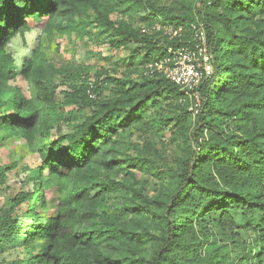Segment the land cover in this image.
<instances>
[{
  "label": "trees",
  "instance_id": "16d2710c",
  "mask_svg": "<svg viewBox=\"0 0 264 264\" xmlns=\"http://www.w3.org/2000/svg\"><path fill=\"white\" fill-rule=\"evenodd\" d=\"M68 1L3 0L0 45L10 35L9 30L25 26L27 17L57 18ZM96 13L97 21L118 34L110 39L111 46H123L137 37L142 65L149 55L162 54L156 34L115 27L106 12ZM197 13L164 18L156 15L149 23L160 20L178 25L188 24L196 17L202 20L211 54V72L198 88L201 106L191 133L198 154L192 153L182 162L178 186L157 215L155 248L142 261L143 264H264V0H200ZM37 69L36 57L21 71L9 58L0 57V130L25 138L41 159V165L28 180L39 182L40 187L42 182L50 185L58 195L44 221L38 214V206L46 205L38 191H19L6 197L0 205V237L15 243L22 234L41 240L37 253L18 257L10 264H102L103 259L93 254V243L101 233L118 234L113 221L104 214L90 226L80 228L77 223L83 216L97 217L94 206L115 190V184L107 178L92 181L87 173L95 160L103 156L117 127L129 126L137 120L146 103L159 93L175 92L177 100L180 93L175 84L162 76L141 75L143 81L108 77L115 86V94L107 98L100 94L91 98L86 88L80 86L64 92L65 101H79L90 108V113L75 123L71 132L50 139L49 122L57 121L60 114L54 105L53 91L49 92L42 84ZM19 74L30 84L28 97L9 83ZM227 99H245L242 108L251 111V123L231 136L221 133L216 142L215 139L200 142L204 130L213 127L210 115L222 112L216 104ZM7 170L0 166V193ZM93 187L97 189L92 196L89 189ZM24 204L25 209L20 208ZM84 206L89 210L81 211ZM238 211L248 217L241 220L248 221L250 241L240 246L233 240V258L222 254L214 242L207 244L202 253L198 235H207L208 219L221 230L227 223L235 224ZM253 214H257V219ZM25 219L36 223L22 227Z\"/></svg>",
  "mask_w": 264,
  "mask_h": 264
},
{
  "label": "rangeland",
  "instance_id": "374dc122",
  "mask_svg": "<svg viewBox=\"0 0 264 264\" xmlns=\"http://www.w3.org/2000/svg\"><path fill=\"white\" fill-rule=\"evenodd\" d=\"M199 5L200 0H69L57 18H36L40 20L43 38L32 59L36 57L38 76L48 91H53L54 105L60 114L57 121L49 122V138L71 132L74 124L90 113V108L79 101L66 103L64 92L84 86L86 93L89 89L94 94V99L98 94L107 98L115 94V86L108 77L143 81L138 38H131L120 47L111 46L110 39L118 34L95 19L97 10L106 12L115 27L139 32L156 15L163 18L184 17L193 12L198 15ZM9 83L29 96L30 84L22 75ZM174 94L159 93L146 103L137 120L129 126L117 127L103 156L95 160L87 173L92 181L107 178L115 184V190L94 206L97 217L83 216L77 223L80 228L90 226L104 214L113 221L118 234L101 233L93 243L92 253L103 259L102 264H143L142 259L149 258L158 234L157 215L178 186L182 162L199 150L191 137L197 114L189 112L188 104L179 102ZM243 102L245 99H227L216 104L222 112L210 115L213 127L204 130L199 141L216 142L221 133L231 136L250 124L251 111L242 108ZM0 136V166L8 169L0 205L19 191H38L45 200V208L38 206V214L44 221L58 193L50 185L42 182L40 187L39 182L28 180L41 165V159L20 134L9 135L0 130ZM96 189H89L92 196ZM25 207L24 204L20 208ZM87 210L88 206L81 209ZM252 217L257 219V214ZM242 218L248 219L236 212L235 224L227 223L221 230L208 219L207 235H198L202 253L207 244L214 242L222 254L233 258L232 241L240 246L250 241L248 221ZM33 223L36 222L25 219L21 224L26 227ZM18 240L15 243L0 237V264H10L18 257L38 252L40 239L22 234ZM21 252L23 255L19 256Z\"/></svg>",
  "mask_w": 264,
  "mask_h": 264
},
{
  "label": "built area",
  "instance_id": "2783aa9c",
  "mask_svg": "<svg viewBox=\"0 0 264 264\" xmlns=\"http://www.w3.org/2000/svg\"><path fill=\"white\" fill-rule=\"evenodd\" d=\"M141 32L156 34L163 50L161 55H149L142 65L141 75L162 76L175 84L180 93L178 101L187 103L189 112L196 114L201 106L198 88L211 72V54L203 21L196 17L188 24L173 25L154 20L148 27L142 25ZM87 94L95 97L89 89Z\"/></svg>",
  "mask_w": 264,
  "mask_h": 264
},
{
  "label": "clouds",
  "instance_id": "9594fccd",
  "mask_svg": "<svg viewBox=\"0 0 264 264\" xmlns=\"http://www.w3.org/2000/svg\"><path fill=\"white\" fill-rule=\"evenodd\" d=\"M3 0H0V4ZM4 21L0 20V27ZM10 31L8 38L0 45V57H7L15 68L22 70L31 60L34 50L39 46L43 31L40 20L35 17H27L25 26Z\"/></svg>",
  "mask_w": 264,
  "mask_h": 264
}]
</instances>
